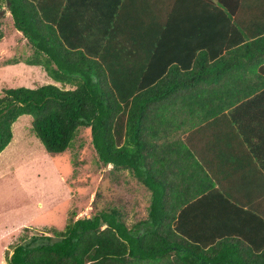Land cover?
<instances>
[{"label": "trees", "instance_id": "obj_1", "mask_svg": "<svg viewBox=\"0 0 264 264\" xmlns=\"http://www.w3.org/2000/svg\"><path fill=\"white\" fill-rule=\"evenodd\" d=\"M122 2L96 0L99 16L89 20L94 23L86 15L78 25L79 0H0L32 49L24 63L40 66L58 83L3 89L0 152L22 114L30 116V129L50 156L68 149L78 128H87L97 160L110 165L112 176L125 172L148 193L146 215L136 213L129 226L124 206L107 201L61 230L20 238L5 256L7 264L210 263L211 252L197 251L192 236L183 233L186 209L179 208L175 222L174 204L167 207L166 181L175 175L162 168L169 161L164 152L176 142L183 147L176 130L264 99V77L239 70L240 57L259 63L264 0H164L165 24L131 47L116 39L122 35L116 25ZM175 8L187 13L194 30L180 29ZM243 139L264 171L263 158L254 153L258 138L250 144ZM257 257L264 264V251Z\"/></svg>", "mask_w": 264, "mask_h": 264}, {"label": "crops", "instance_id": "obj_2", "mask_svg": "<svg viewBox=\"0 0 264 264\" xmlns=\"http://www.w3.org/2000/svg\"><path fill=\"white\" fill-rule=\"evenodd\" d=\"M166 6L164 0H123L118 16L116 12L113 14L117 16L116 25L122 34L116 39L127 47L138 43L153 26L165 24ZM78 7L77 13L82 12L81 17L74 16L78 25L84 24L86 15L89 24L94 23L89 22L93 21V16H99L96 0H79ZM174 16L181 19V30H194L185 20V11L177 8ZM137 33L143 36L136 37ZM258 53L257 65H248L245 58L240 57L239 70L263 78V46ZM254 85L257 90L261 89L262 84ZM175 133L183 147L177 142L174 150L170 146L172 150L164 152L169 161L162 167L175 175L166 181L171 194L166 204L168 208L169 203L174 204L175 222H178L179 208H185L181 216L185 220L183 233L192 236L190 244L197 251L211 252L212 256L206 260L208 264H229L238 260L261 264L262 259L257 255L264 251V171L261 160H257L243 138H247L249 144L250 138H258L254 153L264 160V99L238 109L231 106L193 123L183 133L180 130ZM202 188H206V193L200 197L196 192ZM147 198L148 193L143 188V198L134 199L135 215L138 212L146 215Z\"/></svg>", "mask_w": 264, "mask_h": 264}, {"label": "rangeland", "instance_id": "obj_3", "mask_svg": "<svg viewBox=\"0 0 264 264\" xmlns=\"http://www.w3.org/2000/svg\"><path fill=\"white\" fill-rule=\"evenodd\" d=\"M31 52L1 3L0 96L5 88L55 83L40 66L24 63ZM30 119L22 114L13 121L11 139L0 152V264H7L5 256L20 238L61 230L69 219L87 217L107 201L124 206L129 226L134 199L143 198L134 178L125 172L114 178L110 165L97 160L87 128H78L71 146L50 156L32 133Z\"/></svg>", "mask_w": 264, "mask_h": 264}, {"label": "water", "instance_id": "obj_4", "mask_svg": "<svg viewBox=\"0 0 264 264\" xmlns=\"http://www.w3.org/2000/svg\"><path fill=\"white\" fill-rule=\"evenodd\" d=\"M6 8H8V7L6 6Z\"/></svg>", "mask_w": 264, "mask_h": 264}]
</instances>
